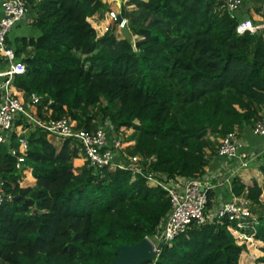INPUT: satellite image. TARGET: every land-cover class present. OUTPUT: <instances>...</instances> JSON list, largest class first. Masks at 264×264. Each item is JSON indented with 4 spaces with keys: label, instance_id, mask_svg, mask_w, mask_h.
I'll use <instances>...</instances> for the list:
<instances>
[{
    "label": "trees",
    "instance_id": "trees-1",
    "mask_svg": "<svg viewBox=\"0 0 264 264\" xmlns=\"http://www.w3.org/2000/svg\"><path fill=\"white\" fill-rule=\"evenodd\" d=\"M25 1L39 34L14 46L26 70L13 85L25 97L52 99L50 117L76 128L107 120L129 155L154 157L150 170L200 177L218 139L264 117V28L238 34L237 23L250 16L221 13L224 0H128L120 14L134 42L114 30L97 37L88 18L107 8L101 0ZM26 138L23 169L34 186L20 185L24 173L0 145L11 196L0 205V264H108L118 246L151 237L167 215L165 191L144 178L81 164L73 141L56 146L39 128ZM258 169L261 184L234 175L230 190L252 202L256 220L245 231L264 254V162ZM207 197L211 209L215 192ZM229 224L191 227L162 245L153 264H239L246 242Z\"/></svg>",
    "mask_w": 264,
    "mask_h": 264
},
{
    "label": "built area",
    "instance_id": "built-area-1",
    "mask_svg": "<svg viewBox=\"0 0 264 264\" xmlns=\"http://www.w3.org/2000/svg\"><path fill=\"white\" fill-rule=\"evenodd\" d=\"M101 1L108 5L103 15L97 13L88 18L97 37L110 30H114L116 35L119 30H129L128 19L120 14L121 6L125 2ZM246 1L224 0L219 11L228 14L232 19L239 14L249 15L244 10ZM28 9L25 0H0V145L8 147L10 155L16 160V169L23 173L30 171V168L23 169L27 153L26 134L34 128H39L47 133L51 141L54 139L52 135L58 142L66 139L73 141L79 148L81 158L91 166L129 170L133 176L138 175L165 191L170 204L169 211L161 219L156 232L151 237L146 236L156 252V257L162 245L169 244L191 227L216 220L229 221L231 224L228 228L239 242L252 239L245 229L250 223L255 222L256 214L252 211V202L244 193L235 195L230 190L229 199L219 203L214 209H207V193L211 189L208 176L203 174L197 178H187L181 175L168 176L164 172L150 170L154 157L129 155L125 149L130 145L124 143L120 135H116L113 125L107 120L100 121L92 130L76 128L74 122L67 117L59 119L50 117L52 99L45 101L36 93H30L25 97L23 91L13 85L14 78L25 72L26 65L22 58L16 55L15 49L7 44L6 38L13 26L21 21H29L30 16L26 14ZM263 28L264 23H255L250 17H243L235 30L238 34H244L255 33ZM252 133L264 139V119L255 122ZM14 140L17 144L11 146ZM217 155L233 162L230 179L258 157L257 152L246 151L236 132L227 133L218 139ZM10 198L0 176V205Z\"/></svg>",
    "mask_w": 264,
    "mask_h": 264
},
{
    "label": "crops",
    "instance_id": "crops-1",
    "mask_svg": "<svg viewBox=\"0 0 264 264\" xmlns=\"http://www.w3.org/2000/svg\"><path fill=\"white\" fill-rule=\"evenodd\" d=\"M252 6H247V1L245 3V12H253V9L256 5H264L262 0H251ZM260 12V11H259ZM1 14V11H0ZM27 16L31 14V10L28 9ZM262 14V13H261ZM264 14V12H263ZM250 15V14H249ZM26 16V17H27ZM251 17V16H250ZM260 17V16H259ZM30 22V21H29ZM11 31V30H10ZM9 43V44H8ZM7 44L11 46L9 42V37L7 36ZM13 47V46H11ZM14 48V47H13ZM264 115V110L262 111ZM264 119V117L262 118ZM236 134L244 145L245 149L248 152L258 153V157L253 159L247 168L240 169L234 175L240 176L241 179L246 184H251L253 180H256L258 184L262 183V174L258 169V166L264 162V139L260 136L254 135L252 133V128L245 127L242 130L236 131ZM80 163L82 164L84 159L79 158ZM233 162L219 157L217 154L211 159V162L205 168L206 176H208V181L211 185V189L215 192L214 204L211 209H214L219 203L226 201L231 196L230 192V173L232 172ZM31 178V173H29ZM35 181V179H34ZM264 200V194L262 196Z\"/></svg>",
    "mask_w": 264,
    "mask_h": 264
},
{
    "label": "rangeland",
    "instance_id": "rangeland-1",
    "mask_svg": "<svg viewBox=\"0 0 264 264\" xmlns=\"http://www.w3.org/2000/svg\"><path fill=\"white\" fill-rule=\"evenodd\" d=\"M125 2V4H127V1L128 0H123ZM263 4H264V0H262ZM247 6H252V2L251 0H247ZM248 6V7H249ZM260 8V12H256L255 10L259 9ZM253 9V12H250V18L254 21H256V23H260L263 21V12H264V5H256L254 8H251V10ZM106 11V9H104L102 12H100L99 14L102 16L103 13ZM262 13V14H261ZM260 16V17H259ZM39 34V31L38 29H36L34 26H32L29 21H21L19 22L18 24H16L15 26L12 27L11 31L9 32L8 34V37H9V42L11 44V46H15L18 39L25 36L27 38L29 37H37V35ZM118 38H122V37H127L129 39H131V41L133 42L134 41V36L130 33L129 30L127 29H122V30H119L117 35H116ZM131 131L128 130L127 132H125L124 134L125 135H128L130 134ZM52 142L57 146V145H60V141L58 142V140L52 135ZM49 140H51L49 138ZM76 164V162L74 163ZM27 169H29L27 167ZM29 173V170L26 171V173H24V176H23V179H22V182H21V186L25 187V186H34L35 184V181H33L31 184L27 183V179L28 178H31L29 177L30 174ZM31 173V172H30ZM204 175H207L205 170H204ZM32 180H34V178H31ZM246 245V250L245 252H243V254L241 255L240 257V261H239V264H263V263H259L257 261V258L260 257V256H263L264 254L261 252V245L262 243L255 240L254 238L246 241L245 243Z\"/></svg>",
    "mask_w": 264,
    "mask_h": 264
},
{
    "label": "water",
    "instance_id": "water-1",
    "mask_svg": "<svg viewBox=\"0 0 264 264\" xmlns=\"http://www.w3.org/2000/svg\"><path fill=\"white\" fill-rule=\"evenodd\" d=\"M115 253L108 264H150L156 259V252L146 237L133 245L118 246Z\"/></svg>",
    "mask_w": 264,
    "mask_h": 264
},
{
    "label": "clouds",
    "instance_id": "clouds-1",
    "mask_svg": "<svg viewBox=\"0 0 264 264\" xmlns=\"http://www.w3.org/2000/svg\"><path fill=\"white\" fill-rule=\"evenodd\" d=\"M157 258V257H156ZM156 260V259H155ZM154 263V261L152 262V263H150V264H153Z\"/></svg>",
    "mask_w": 264,
    "mask_h": 264
}]
</instances>
